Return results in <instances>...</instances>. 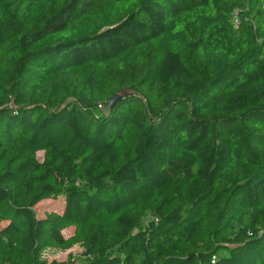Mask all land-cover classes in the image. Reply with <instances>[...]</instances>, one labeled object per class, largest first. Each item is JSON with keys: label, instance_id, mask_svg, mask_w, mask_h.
Listing matches in <instances>:
<instances>
[{"label": "trees", "instance_id": "16d2710c", "mask_svg": "<svg viewBox=\"0 0 264 264\" xmlns=\"http://www.w3.org/2000/svg\"><path fill=\"white\" fill-rule=\"evenodd\" d=\"M263 2L0 0V264H264Z\"/></svg>", "mask_w": 264, "mask_h": 264}, {"label": "rangeland", "instance_id": "374dc122", "mask_svg": "<svg viewBox=\"0 0 264 264\" xmlns=\"http://www.w3.org/2000/svg\"><path fill=\"white\" fill-rule=\"evenodd\" d=\"M99 113L100 112H105L107 111L105 108L100 107L99 109ZM43 154H39V158L42 159ZM62 210L63 209V200L62 199H58V200H52V201H47V202H43L42 204H40L38 206V212L39 214H43L44 210ZM74 255V256H79L82 255V250L79 247H76L70 251L67 252H61V251H49L48 253H46L45 258L47 259H51V258H66L70 255Z\"/></svg>", "mask_w": 264, "mask_h": 264}, {"label": "water", "instance_id": "95a60500", "mask_svg": "<svg viewBox=\"0 0 264 264\" xmlns=\"http://www.w3.org/2000/svg\"><path fill=\"white\" fill-rule=\"evenodd\" d=\"M126 96V93L116 95L109 103L110 108H112L117 102L122 101Z\"/></svg>", "mask_w": 264, "mask_h": 264}, {"label": "built area", "instance_id": "2783aa9c", "mask_svg": "<svg viewBox=\"0 0 264 264\" xmlns=\"http://www.w3.org/2000/svg\"><path fill=\"white\" fill-rule=\"evenodd\" d=\"M263 10H264V2H263Z\"/></svg>", "mask_w": 264, "mask_h": 264}]
</instances>
